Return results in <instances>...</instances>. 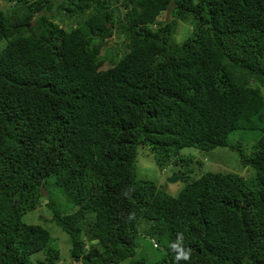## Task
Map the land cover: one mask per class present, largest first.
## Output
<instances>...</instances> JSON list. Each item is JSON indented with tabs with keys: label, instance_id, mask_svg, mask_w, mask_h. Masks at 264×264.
<instances>
[{
	"label": "trees",
	"instance_id": "trees-1",
	"mask_svg": "<svg viewBox=\"0 0 264 264\" xmlns=\"http://www.w3.org/2000/svg\"><path fill=\"white\" fill-rule=\"evenodd\" d=\"M2 39L0 264H59L48 229L22 220L48 180L78 205L47 202L66 264H118L140 235L161 255L129 264H175L178 233L192 249L179 264H264V0H0ZM254 131L250 153L228 142ZM144 145L160 167L230 146L253 174L185 168L173 196L137 177Z\"/></svg>",
	"mask_w": 264,
	"mask_h": 264
},
{
	"label": "rangeland",
	"instance_id": "rangeland-1",
	"mask_svg": "<svg viewBox=\"0 0 264 264\" xmlns=\"http://www.w3.org/2000/svg\"><path fill=\"white\" fill-rule=\"evenodd\" d=\"M4 5L6 4L2 3V6ZM160 18L162 20H169L172 17L169 13L164 12L161 14ZM185 31L186 26L184 23H180L179 25H177L175 39L177 41L182 40V38L185 36ZM121 40L122 35L119 33H115L106 44L107 48L105 47L106 49L104 50L105 56L109 53V49L111 47L121 49ZM5 43L6 42L4 39L0 40V51L5 46ZM109 57L111 56L108 54V60H106L104 64L105 68L111 65V63L109 62ZM256 136L257 134L255 131L243 132L242 134L234 133L230 135V137L228 138V142L229 144L234 142L236 143L237 139L241 137L244 151L246 153H250L251 146ZM181 153L184 157L187 155L192 156V161L189 163V165H165L163 167H160L156 161L154 154L149 151L147 146H139L136 158L137 177L141 179L152 180L166 192L173 196H176L185 185V181L184 179L179 178L175 182H169L168 178L172 174L179 173L185 168L192 169L189 173L191 179L199 177L206 171L224 173L233 172L243 176L244 178H249L253 174V169L248 165H244L240 160L238 152L230 146H219L210 150H202L195 147H186L181 150ZM46 190V192H43L44 196L41 197L39 205L35 209L27 211L23 215L22 220L25 223L40 224L48 229L52 237V244L56 246V248L60 252L59 264H66L71 261L70 239L68 234L62 231L59 226H57L56 223L51 220L53 212L52 209L47 206V202L48 200H51V202L53 203V208L59 210L62 213H70L76 210V208H78V205L70 200L66 195H64L62 190L57 187L52 180H48L46 184ZM161 252V249L159 250L154 246L153 239L140 235V237L138 238V247L136 254L132 258L121 261L118 264H129L131 259L136 258H145L147 261H155L160 257ZM41 257L42 253L39 252L34 254L31 259L35 261L36 258Z\"/></svg>",
	"mask_w": 264,
	"mask_h": 264
},
{
	"label": "clouds",
	"instance_id": "clouds-1",
	"mask_svg": "<svg viewBox=\"0 0 264 264\" xmlns=\"http://www.w3.org/2000/svg\"><path fill=\"white\" fill-rule=\"evenodd\" d=\"M171 251L175 254V264H179L180 261H189L192 255V249L185 246L183 233H178L177 239L169 244Z\"/></svg>",
	"mask_w": 264,
	"mask_h": 264
},
{
	"label": "water",
	"instance_id": "water-1",
	"mask_svg": "<svg viewBox=\"0 0 264 264\" xmlns=\"http://www.w3.org/2000/svg\"><path fill=\"white\" fill-rule=\"evenodd\" d=\"M179 178H180V174L179 173H174L168 178V181L169 182H175Z\"/></svg>",
	"mask_w": 264,
	"mask_h": 264
}]
</instances>
